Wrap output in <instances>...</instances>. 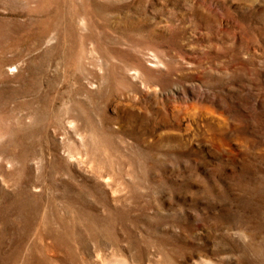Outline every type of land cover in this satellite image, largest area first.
I'll return each mask as SVG.
<instances>
[{
	"label": "rangeland",
	"instance_id": "obj_1",
	"mask_svg": "<svg viewBox=\"0 0 264 264\" xmlns=\"http://www.w3.org/2000/svg\"><path fill=\"white\" fill-rule=\"evenodd\" d=\"M0 264H264V0H0Z\"/></svg>",
	"mask_w": 264,
	"mask_h": 264
}]
</instances>
